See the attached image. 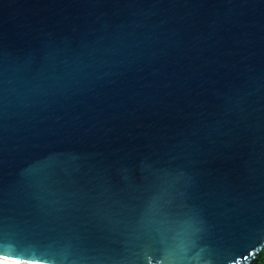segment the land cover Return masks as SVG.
<instances>
[{"label":"water","instance_id":"1","mask_svg":"<svg viewBox=\"0 0 264 264\" xmlns=\"http://www.w3.org/2000/svg\"><path fill=\"white\" fill-rule=\"evenodd\" d=\"M263 248L264 0H0V264Z\"/></svg>","mask_w":264,"mask_h":264},{"label":"trees","instance_id":"2","mask_svg":"<svg viewBox=\"0 0 264 264\" xmlns=\"http://www.w3.org/2000/svg\"><path fill=\"white\" fill-rule=\"evenodd\" d=\"M251 264H264V248L261 250V252Z\"/></svg>","mask_w":264,"mask_h":264},{"label":"snow or ice","instance_id":"3","mask_svg":"<svg viewBox=\"0 0 264 264\" xmlns=\"http://www.w3.org/2000/svg\"><path fill=\"white\" fill-rule=\"evenodd\" d=\"M15 259H16L17 261H19V260H30V259H32V258H27V257H24V256H16Z\"/></svg>","mask_w":264,"mask_h":264}]
</instances>
